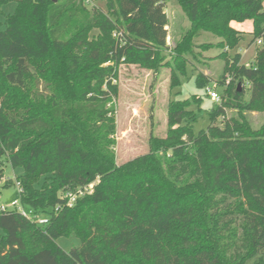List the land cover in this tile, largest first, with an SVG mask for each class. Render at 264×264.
<instances>
[{
  "label": "trees",
  "instance_id": "1",
  "mask_svg": "<svg viewBox=\"0 0 264 264\" xmlns=\"http://www.w3.org/2000/svg\"><path fill=\"white\" fill-rule=\"evenodd\" d=\"M168 1L0 0L17 3L0 31V181L7 164L22 169V206L48 219L1 213L0 264H264V123L248 118L264 115V42L250 66L220 55L222 102L207 129H194L203 97L172 101L166 137L117 162L122 65L171 67L174 88L196 72L204 34L222 50L264 39L262 0H177L190 27L172 49ZM249 21L251 33L232 26ZM72 235L81 245L66 252L57 242Z\"/></svg>",
  "mask_w": 264,
  "mask_h": 264
},
{
  "label": "rangeland",
  "instance_id": "2",
  "mask_svg": "<svg viewBox=\"0 0 264 264\" xmlns=\"http://www.w3.org/2000/svg\"><path fill=\"white\" fill-rule=\"evenodd\" d=\"M262 2L264 4V0ZM97 6L106 10L103 2L97 3ZM16 9V2L4 4L0 8V31L6 29V17L13 15ZM165 11L170 22L168 44L173 49L189 29L190 23L177 0H169ZM247 25L242 28H248ZM233 26L238 27L239 24ZM219 42V39L209 34H204L195 42L198 59L193 62L196 72L193 73L192 67H189L186 75L180 77V85L174 88L172 87L174 74L171 67H161L158 71L147 70L137 65H122L119 68L117 80L119 94L113 105L117 124L115 150L119 165L147 154L151 138L166 137L169 128V105L172 101H185L193 96L203 97L201 109L194 108L197 111L194 129L196 133L207 129L210 123L209 111L220 104L211 98L209 91H216L223 96L224 87H220L219 82L223 76L226 61L220 55L226 52L228 57H233L236 53H240L241 63L250 66L255 61L257 47L261 46L256 43L248 47L250 37H247L246 42L236 50H222L217 47ZM206 44L212 47L202 50L200 46ZM197 73H203L211 81L207 88L200 89L196 86ZM225 80L226 84H229L230 79L227 77ZM247 97L249 98V94ZM232 113L227 111L228 116ZM248 118L255 129H259L264 123L263 114H249ZM181 123L182 120L179 124ZM217 124H221V121L219 120ZM22 174V169L14 170L9 164L6 165L4 177L0 181V205L8 206L14 201L20 202L21 193L17 178ZM7 181L11 182V185L4 188ZM57 243L66 252L81 245L74 235L62 238Z\"/></svg>",
  "mask_w": 264,
  "mask_h": 264
},
{
  "label": "built area",
  "instance_id": "3",
  "mask_svg": "<svg viewBox=\"0 0 264 264\" xmlns=\"http://www.w3.org/2000/svg\"><path fill=\"white\" fill-rule=\"evenodd\" d=\"M263 42H264V39H260L257 41V44L262 45ZM209 93H210L211 98L214 99L216 102H218V103L222 102V96L220 94H218L216 91L210 90ZM18 186L20 189V185H18ZM93 187H94V185H90L84 189H79L76 192L68 191L65 195V197L67 198V204L69 206L74 205L80 197H82L86 193H89L90 191H92ZM20 193H21V189H20ZM9 211H17L18 213H20L25 218H32L34 220V222L38 225L48 224V219L42 218V217L37 216V215L32 216L33 213L31 211H28L27 209H25L22 206L21 202L14 201L8 206L0 205V212L1 213H6Z\"/></svg>",
  "mask_w": 264,
  "mask_h": 264
},
{
  "label": "crops",
  "instance_id": "4",
  "mask_svg": "<svg viewBox=\"0 0 264 264\" xmlns=\"http://www.w3.org/2000/svg\"><path fill=\"white\" fill-rule=\"evenodd\" d=\"M234 24H238V23H233L232 26H233ZM247 24H248V25H247ZM244 25H247L248 28H246V29L242 28ZM233 27H234V26H233ZM234 28L237 29V30H239V31H241V32L251 33V32L253 31V24H252V22L249 21V22H246V23H244V24H239L238 27H234Z\"/></svg>",
  "mask_w": 264,
  "mask_h": 264
},
{
  "label": "water",
  "instance_id": "5",
  "mask_svg": "<svg viewBox=\"0 0 264 264\" xmlns=\"http://www.w3.org/2000/svg\"><path fill=\"white\" fill-rule=\"evenodd\" d=\"M56 1V0H55ZM181 122V120H179V123Z\"/></svg>",
  "mask_w": 264,
  "mask_h": 264
}]
</instances>
